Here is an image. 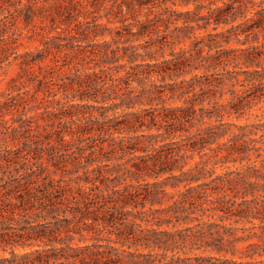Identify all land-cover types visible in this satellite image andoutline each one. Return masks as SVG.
I'll return each mask as SVG.
<instances>
[{
	"label": "trees",
	"instance_id": "1",
	"mask_svg": "<svg viewBox=\"0 0 264 264\" xmlns=\"http://www.w3.org/2000/svg\"><path fill=\"white\" fill-rule=\"evenodd\" d=\"M11 58L0 264H264V121H230L264 103V0H0Z\"/></svg>",
	"mask_w": 264,
	"mask_h": 264
},
{
	"label": "rangeland",
	"instance_id": "2",
	"mask_svg": "<svg viewBox=\"0 0 264 264\" xmlns=\"http://www.w3.org/2000/svg\"><path fill=\"white\" fill-rule=\"evenodd\" d=\"M190 8H192L190 6ZM6 14V12H4ZM11 29L17 34V36L20 37L18 42L19 46L17 47V52L21 53L27 50H34L38 47H40V43L38 41V36H35L34 39H28V37L31 35L30 31L23 28V25L21 21H17L14 26L11 27ZM202 71H199L200 74ZM19 73V66H18V60H8L7 63H4L0 67V101L3 99V97L8 93L7 87L11 83V80L13 78H16ZM230 121H236L238 123H251V122H257V121H264V103H259L257 106L253 107L248 114H246L244 117L240 118L239 120H236L235 118H231ZM220 169H217V172H219ZM170 190V189H168ZM214 219H211L210 221H214ZM184 252L187 253V256H206L209 254L208 251H205L204 248H200L199 250H188L184 249Z\"/></svg>",
	"mask_w": 264,
	"mask_h": 264
}]
</instances>
